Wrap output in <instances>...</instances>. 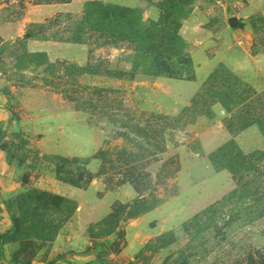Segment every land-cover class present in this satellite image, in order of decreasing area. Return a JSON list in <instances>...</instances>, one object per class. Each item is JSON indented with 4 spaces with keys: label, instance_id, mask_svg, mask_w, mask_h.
I'll return each instance as SVG.
<instances>
[{
    "label": "rangeland",
    "instance_id": "374dc122",
    "mask_svg": "<svg viewBox=\"0 0 264 264\" xmlns=\"http://www.w3.org/2000/svg\"><path fill=\"white\" fill-rule=\"evenodd\" d=\"M76 1L0 43L4 90L41 94L0 144V264H264V0ZM60 3L0 0V21ZM76 37L82 63L26 46ZM228 138L244 155L218 152V180L206 155Z\"/></svg>",
    "mask_w": 264,
    "mask_h": 264
},
{
    "label": "crops",
    "instance_id": "0c3cea01",
    "mask_svg": "<svg viewBox=\"0 0 264 264\" xmlns=\"http://www.w3.org/2000/svg\"><path fill=\"white\" fill-rule=\"evenodd\" d=\"M82 4L83 2L81 3V2H77L76 0H72L69 3L35 5L25 13L21 22H19L18 20L13 22L0 21V43H2L5 40H11L19 37L21 35L20 31H22L21 26H24L25 24H42L48 21V19L53 15H59L62 13H66V14L80 13ZM263 10L264 8L262 9V11ZM148 11L149 14L151 13L152 15L155 14V16H157V12L155 9ZM262 11H260L261 12L260 15L263 17L264 20V12ZM26 46L30 53H38V52L44 53L47 54V56L50 57V59L52 58L51 57L52 54L55 55V49L58 48V46L68 47L69 51L70 52L72 51L71 53L69 52V55L72 57L71 61H74L76 63L83 62L84 51L86 50L84 48L86 46L85 44L53 42L45 39H35V38H29L26 41ZM53 59L55 60V57H53ZM40 95L41 94L40 93L38 94V92L35 89L28 87L24 89L21 88L19 90L16 89L15 87H9L8 90L5 91L4 86L0 84V130L4 133L3 136H0V144L2 140H4L7 131H14V129L18 127L20 121H18L17 118L12 119L13 112H16L18 110L24 111V109L30 108L32 103L34 102L36 103L39 100L41 101ZM229 140H231V138L225 139L222 143L220 142L215 147L210 146L208 154L206 155V160H207L206 167L207 169L212 168L213 172L216 174V176H218V180H221V178L223 179V176H221L223 173L222 171L215 172L212 164L210 163L208 156L213 151L217 150L223 144L228 142ZM6 159H7V153L0 146V199L1 196H3V193L6 191V189H8V187L9 189H14L16 186L15 181L13 180V178L15 177L14 165L9 164L6 161ZM185 169L186 167L182 166L179 173H182L183 171L185 172ZM162 207L163 205L158 209L156 208L155 210H152L146 214L141 215V217L138 218L139 221L140 222L142 221L143 223H147L148 221H150V219L152 218V216H154L155 213L161 211ZM167 209H168L167 214L169 215L170 209L169 207ZM90 257H85L84 259L89 260Z\"/></svg>",
    "mask_w": 264,
    "mask_h": 264
},
{
    "label": "trees",
    "instance_id": "16d2710c",
    "mask_svg": "<svg viewBox=\"0 0 264 264\" xmlns=\"http://www.w3.org/2000/svg\"><path fill=\"white\" fill-rule=\"evenodd\" d=\"M64 1V3L65 2H69L68 0H63ZM96 4V2H89L88 3V6H91V5H95ZM113 9V8H112ZM27 36V35H26ZM71 42H75V43H80V41H79V38L78 37H76V38H74V40L73 41H71ZM192 66V65H191ZM190 72H192V71H190ZM186 80L188 79V80H190V79H193V75H191V76H186V77H184ZM179 79H183V78H179ZM251 124H256L257 125V127L258 128H260V131H262V133H263V135H264V128L262 127V123H261V121L260 120H254V121H252V123ZM245 128H247V126L246 127H244V128H242L241 130H244ZM4 135V133L0 130V136H3ZM12 135H17L16 133H13ZM18 136V135H17ZM26 143V140H20V144L21 145H23V144H25ZM227 147H233L235 150H237V155L238 156H243L244 154L242 153V151L240 150V149H238L237 148V145H236V143L234 142V140H229L228 142H226L225 144H223L221 147H219L216 151H214V152H212L210 155H209V160L211 161V162H213V163H215L214 161H215V156L217 155V153L218 152H221V151H223L225 148H227ZM4 149V148H3ZM4 151L5 152H7V149H4ZM254 152H256V151H254ZM251 154H253V155H251L250 156V158L252 159V158H254V156H255V154H257V152L256 153H251ZM241 158V157H240ZM212 163V164H213ZM218 171H220L221 169H217ZM90 182V180H88L87 182H86V184H88ZM70 184H72V186H75V187H80L81 185L79 184V183H77V182H73V183H70ZM236 194H237V190H233L230 194H228L227 196H225L224 198H222L220 201H218L217 203H215L214 205H212L210 208H208V210H206V213L207 212H210L211 210H215L216 208H218V207H220V206H222V205H224V203L225 202H227V201H230V200H232V199H235V198H237V196H236ZM45 197V196H44ZM47 197V196H46ZM10 240H11V236H9V235H2L1 236V244H7V243H9L10 242Z\"/></svg>",
    "mask_w": 264,
    "mask_h": 264
},
{
    "label": "water",
    "instance_id": "95a60500",
    "mask_svg": "<svg viewBox=\"0 0 264 264\" xmlns=\"http://www.w3.org/2000/svg\"><path fill=\"white\" fill-rule=\"evenodd\" d=\"M231 23H234L235 22V20L232 18V19H230L229 20Z\"/></svg>",
    "mask_w": 264,
    "mask_h": 264
}]
</instances>
